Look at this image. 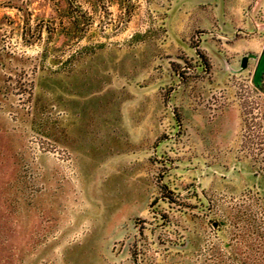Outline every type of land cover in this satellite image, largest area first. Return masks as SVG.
<instances>
[{"label":"rangeland","instance_id":"rangeland-1","mask_svg":"<svg viewBox=\"0 0 264 264\" xmlns=\"http://www.w3.org/2000/svg\"><path fill=\"white\" fill-rule=\"evenodd\" d=\"M213 4L0 0V264H264V80Z\"/></svg>","mask_w":264,"mask_h":264},{"label":"crops","instance_id":"crops-1","mask_svg":"<svg viewBox=\"0 0 264 264\" xmlns=\"http://www.w3.org/2000/svg\"><path fill=\"white\" fill-rule=\"evenodd\" d=\"M212 11V22L220 27L215 34L222 39L223 68H242L243 57L246 65L258 59L264 49V0H214Z\"/></svg>","mask_w":264,"mask_h":264},{"label":"water","instance_id":"water-1","mask_svg":"<svg viewBox=\"0 0 264 264\" xmlns=\"http://www.w3.org/2000/svg\"><path fill=\"white\" fill-rule=\"evenodd\" d=\"M246 60L247 58L243 57L242 67L246 66ZM263 80H264V49L257 59V63H256L254 73H253V83L256 86H259L261 85Z\"/></svg>","mask_w":264,"mask_h":264}]
</instances>
